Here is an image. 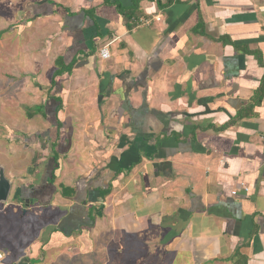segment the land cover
Masks as SVG:
<instances>
[{
  "label": "crops",
  "instance_id": "obj_1",
  "mask_svg": "<svg viewBox=\"0 0 264 264\" xmlns=\"http://www.w3.org/2000/svg\"><path fill=\"white\" fill-rule=\"evenodd\" d=\"M0 22L43 98L15 197L53 244L264 264V0H0Z\"/></svg>",
  "mask_w": 264,
  "mask_h": 264
},
{
  "label": "rangeland",
  "instance_id": "obj_2",
  "mask_svg": "<svg viewBox=\"0 0 264 264\" xmlns=\"http://www.w3.org/2000/svg\"><path fill=\"white\" fill-rule=\"evenodd\" d=\"M18 22V19H14L12 24ZM7 30L8 33L4 31L5 34L0 35V171L2 168L12 187L7 202L0 203V264H133L129 247L124 253L125 259L121 261L115 252H110L109 258L100 254L97 239L93 253L87 252L89 246L86 242L67 243L63 238L53 244L48 212L25 207L15 197L22 179L27 183L33 180L28 166L43 158L41 150L30 148L28 151L27 146L32 141L26 134L31 127L22 124L30 117L29 113H39L34 104L43 98L35 77L30 74L35 69H30L25 61L22 64L25 69H8L7 60H13L12 65H18L26 46L22 43L24 39H21V45L18 44L21 28Z\"/></svg>",
  "mask_w": 264,
  "mask_h": 264
},
{
  "label": "water",
  "instance_id": "obj_3",
  "mask_svg": "<svg viewBox=\"0 0 264 264\" xmlns=\"http://www.w3.org/2000/svg\"><path fill=\"white\" fill-rule=\"evenodd\" d=\"M3 169L0 171V203H5L9 199L11 192V182L5 177Z\"/></svg>",
  "mask_w": 264,
  "mask_h": 264
},
{
  "label": "built area",
  "instance_id": "obj_4",
  "mask_svg": "<svg viewBox=\"0 0 264 264\" xmlns=\"http://www.w3.org/2000/svg\"><path fill=\"white\" fill-rule=\"evenodd\" d=\"M139 23L142 24V23H149V21H146L145 19H140L139 20ZM99 55L101 57V59H104V60H107L110 58V53H109V50H108V47L107 46H104L100 49L99 51ZM246 192L248 191L247 188H243ZM233 195L236 194V191L232 192Z\"/></svg>",
  "mask_w": 264,
  "mask_h": 264
},
{
  "label": "trees",
  "instance_id": "obj_5",
  "mask_svg": "<svg viewBox=\"0 0 264 264\" xmlns=\"http://www.w3.org/2000/svg\"><path fill=\"white\" fill-rule=\"evenodd\" d=\"M12 28V27H11ZM4 33V32H3ZM2 34V33H1ZM0 34V35H1ZM58 79H59V75L57 74H55L54 76H53V78H52V82H51V88L49 89V94H48V98H50V95L52 94V93H50L51 92V90L52 89H54L55 87H58V85H56V83L58 82ZM54 95H55V92L51 95V99H56V100H58L57 98H55L54 97ZM36 111L37 112H41L42 111V107H36Z\"/></svg>",
  "mask_w": 264,
  "mask_h": 264
}]
</instances>
